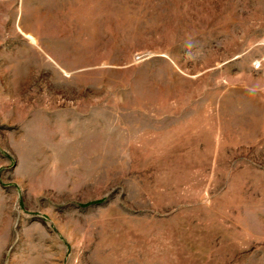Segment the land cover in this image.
Listing matches in <instances>:
<instances>
[{
	"label": "rangeland",
	"instance_id": "rangeland-1",
	"mask_svg": "<svg viewBox=\"0 0 264 264\" xmlns=\"http://www.w3.org/2000/svg\"><path fill=\"white\" fill-rule=\"evenodd\" d=\"M0 264H264V0H0Z\"/></svg>",
	"mask_w": 264,
	"mask_h": 264
},
{
	"label": "built area",
	"instance_id": "built-area-1",
	"mask_svg": "<svg viewBox=\"0 0 264 264\" xmlns=\"http://www.w3.org/2000/svg\"><path fill=\"white\" fill-rule=\"evenodd\" d=\"M256 67H257V68H260V65H259V64H257V65H256Z\"/></svg>",
	"mask_w": 264,
	"mask_h": 264
}]
</instances>
